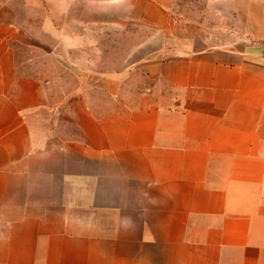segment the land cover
Segmentation results:
<instances>
[{"label":"crops","instance_id":"1","mask_svg":"<svg viewBox=\"0 0 264 264\" xmlns=\"http://www.w3.org/2000/svg\"><path fill=\"white\" fill-rule=\"evenodd\" d=\"M119 1L169 34L163 0ZM225 3L226 44L164 46L126 104L47 122L0 0V264H264V0Z\"/></svg>","mask_w":264,"mask_h":264},{"label":"rangeland","instance_id":"2","mask_svg":"<svg viewBox=\"0 0 264 264\" xmlns=\"http://www.w3.org/2000/svg\"><path fill=\"white\" fill-rule=\"evenodd\" d=\"M39 1L31 20L24 1L11 0L10 6L25 30L15 64L20 74L43 84L52 110L48 116L44 109L47 122L68 118L67 111L79 107L101 112L126 104L129 94L152 81L145 67L165 58L164 46L173 51L176 44L219 46L240 31H232L225 0H163L167 35L150 34L151 25L138 13L131 15L125 1Z\"/></svg>","mask_w":264,"mask_h":264}]
</instances>
